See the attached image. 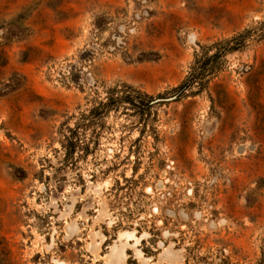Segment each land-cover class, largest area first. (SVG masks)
<instances>
[{
  "label": "rangeland",
  "instance_id": "obj_1",
  "mask_svg": "<svg viewBox=\"0 0 264 264\" xmlns=\"http://www.w3.org/2000/svg\"><path fill=\"white\" fill-rule=\"evenodd\" d=\"M0 264H264V0H0Z\"/></svg>",
  "mask_w": 264,
  "mask_h": 264
}]
</instances>
